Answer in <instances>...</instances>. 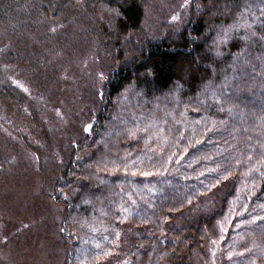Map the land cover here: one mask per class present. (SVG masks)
<instances>
[{"label":"trees","instance_id":"16d2710c","mask_svg":"<svg viewBox=\"0 0 264 264\" xmlns=\"http://www.w3.org/2000/svg\"><path fill=\"white\" fill-rule=\"evenodd\" d=\"M103 1L0 0L3 58L12 53L5 45L27 47L28 55L31 35L46 42L71 21L88 18L107 37L110 30L91 4L116 25L120 67L104 87L107 114L71 142L74 159L53 182L65 209V262L264 264V0H192L185 25L171 36L167 29L155 36L145 28L158 17L149 13L160 0H117L113 6ZM40 16L63 19L32 26L30 19L39 22ZM57 46L66 61L77 60V39ZM97 49L101 59L108 55L101 42ZM52 73L48 66L45 75ZM11 85L0 77V121L9 129L19 125V133L37 148L35 157H41L38 148L49 147L50 129L37 104L43 93L33 95L34 110ZM128 91L143 101L118 113L114 100ZM16 151L17 161L1 149L0 157L17 166L25 155ZM109 152L117 159L106 166ZM88 180L97 196L85 195L81 185ZM98 187H110L106 203ZM94 220L101 223L96 234L89 223Z\"/></svg>","mask_w":264,"mask_h":264},{"label":"rangeland","instance_id":"374dc122","mask_svg":"<svg viewBox=\"0 0 264 264\" xmlns=\"http://www.w3.org/2000/svg\"><path fill=\"white\" fill-rule=\"evenodd\" d=\"M254 1L251 0L252 3ZM102 3L113 6L116 5L117 0H104ZM95 5L96 7L91 4V7L99 12L102 23L111 32H108L107 37L98 34L93 21L85 17L84 21H71L70 25L59 26V29L63 31L58 30L57 36L53 38L46 36V42L39 41L37 43V37L31 35L29 42L34 46L30 47L31 53L28 55L25 53L27 47L14 46L13 49H10L9 46L5 45L12 52L9 53L11 58L0 56L1 79L4 83L12 84L13 87L15 86L23 92L27 97L28 104L33 102V95L36 91L43 93L45 98H39L44 100L40 101L37 98V104L44 112L43 116L50 128L46 129L49 134L48 137L46 136L49 147H39L38 151L41 157H35L33 153H35L34 149L37 148H32L29 145L26 141L29 140L27 135L23 136L19 133L17 130L19 125H14L13 128L10 127L9 129L0 121L1 151H5L6 155L8 152L12 153L13 156H10L9 160L21 158V153H17L16 149H21L25 155V158L17 166L14 162L8 165L4 162L8 159L0 157L2 170V172L0 170V264L68 263L65 262L67 252L62 237V226L66 218L65 209L57 201L62 194L58 193L53 182L56 181L57 175L60 177V174L67 170L66 164L74 159L70 146L71 142L74 141L75 137L76 139L80 136L83 138V134L86 135L87 131H91L97 117L107 114V110L103 113L104 108H107V102L104 99L101 100L104 96V87L107 84L109 74L120 67V64L115 60L116 51L114 50L118 42V39L113 38V35L117 33L116 25L113 18H110L104 9L102 10L97 4ZM190 7H192V0H160L153 5L149 13L156 12L158 17L151 18L150 24L146 25L145 28L149 34H155V36L161 33L163 29H167L170 33L169 36H171L173 32L180 29L179 26L185 25L189 18ZM180 13L181 15H179ZM38 18L39 22L37 18H31L30 24L34 27H44L48 22L56 24L58 22L54 21L63 19V17L45 18L43 16ZM167 19L171 24L167 23ZM163 22L165 23L164 26H162ZM74 25L77 27L74 30L77 31L66 32V29H63ZM28 31L34 32V30ZM40 34L45 36L44 32H40ZM35 35L38 36L39 34L36 33ZM76 39L80 47L77 60L69 59L68 62L66 61V52L64 53L63 49L58 48L57 45L60 41L72 45ZM98 42L106 47L108 55L105 58L101 59L98 54ZM127 57L126 54L125 58ZM55 63L56 66H54ZM48 66L53 73L45 75ZM133 93L128 91L122 99L116 97L114 100L115 111L119 113L123 109L131 110L135 108L136 100L143 101L142 95ZM99 102L102 103L99 104ZM247 105L249 106V104ZM250 107L252 106L250 105ZM32 109L36 110L33 103ZM68 128L69 130L63 133ZM57 134L60 136L57 137ZM71 137L74 138L71 139ZM52 150L53 155L50 153ZM56 152L61 160L60 163L53 161L56 160ZM100 154L101 149L100 151L98 149L97 155L100 156ZM115 158L117 159V155L109 152V160L104 164L108 166L107 164H110ZM182 161L185 162L186 158ZM98 165L99 167L104 166L99 163ZM6 169L7 171H5ZM81 178L76 179L74 184ZM81 186L87 190L86 196H97L92 190L90 191L93 186L92 181H85ZM73 187L74 185L71 191L76 193L73 191ZM109 189L110 187L103 188V190L99 187L96 188V192L105 197V203L108 200L106 196H111ZM89 223L92 224V232H94L96 225L101 226V223L96 220ZM89 223L87 224L89 225ZM85 257L88 261L87 258L90 256L86 255ZM68 258H71L70 255Z\"/></svg>","mask_w":264,"mask_h":264}]
</instances>
